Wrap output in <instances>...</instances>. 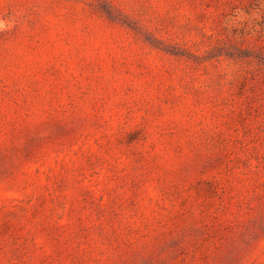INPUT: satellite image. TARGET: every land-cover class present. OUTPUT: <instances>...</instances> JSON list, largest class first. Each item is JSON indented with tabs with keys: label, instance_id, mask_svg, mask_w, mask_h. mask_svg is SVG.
<instances>
[{
	"label": "rangeland",
	"instance_id": "1",
	"mask_svg": "<svg viewBox=\"0 0 264 264\" xmlns=\"http://www.w3.org/2000/svg\"><path fill=\"white\" fill-rule=\"evenodd\" d=\"M0 264H264V0H0Z\"/></svg>",
	"mask_w": 264,
	"mask_h": 264
}]
</instances>
